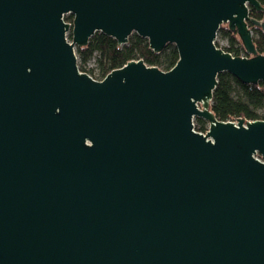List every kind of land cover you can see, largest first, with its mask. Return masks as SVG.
Returning <instances> with one entry per match:
<instances>
[{"label": "water", "instance_id": "water-1", "mask_svg": "<svg viewBox=\"0 0 264 264\" xmlns=\"http://www.w3.org/2000/svg\"><path fill=\"white\" fill-rule=\"evenodd\" d=\"M252 8L0 0V264H264V119L210 107L220 72L264 82ZM223 23L248 55L217 46ZM97 31L179 58L97 79L76 52Z\"/></svg>", "mask_w": 264, "mask_h": 264}, {"label": "trees", "instance_id": "trees-1", "mask_svg": "<svg viewBox=\"0 0 264 264\" xmlns=\"http://www.w3.org/2000/svg\"><path fill=\"white\" fill-rule=\"evenodd\" d=\"M264 5V0H260ZM251 16L264 19V11L251 9ZM67 21H73V15L65 16ZM253 30V38L256 49L264 53V30L250 23ZM221 38L228 41L227 46H222L226 51L235 56L248 55L237 32L232 31L227 23H223L218 31ZM72 40V32H69ZM217 46L220 47L216 41ZM79 68L91 74L97 79H102L111 70L121 67L132 59H143L148 65H156L163 70H168L175 65L179 58V52L174 44H167L166 47L155 52L150 48L147 38L137 33L129 36L128 43L120 45L118 41L101 31H97L85 46H76ZM96 60L98 72L95 68L88 69L87 62L90 59ZM211 110L220 120H235L238 117H245L250 120L264 119V82L244 83L228 71L220 72L218 84L213 92ZM195 128L199 131L206 130V120L196 117Z\"/></svg>", "mask_w": 264, "mask_h": 264}, {"label": "rangeland", "instance_id": "rangeland-1", "mask_svg": "<svg viewBox=\"0 0 264 264\" xmlns=\"http://www.w3.org/2000/svg\"><path fill=\"white\" fill-rule=\"evenodd\" d=\"M67 15H69V14H67ZM69 35V34H68ZM69 37V36H68ZM70 39V38H69ZM216 41L219 43V45H220V47H224V46H227L228 45V41H227V39H225V38H221L219 35H217V38H216ZM86 67L88 68V69H90V68H95L96 67V60L93 58V59H90L88 62H87V64H86ZM96 72H98V69L97 68H95V70H94V73H96ZM207 122V121H206ZM196 123V122H195ZM207 128H208V122L206 123V130H207ZM206 130L205 131H202V132H206Z\"/></svg>", "mask_w": 264, "mask_h": 264}]
</instances>
